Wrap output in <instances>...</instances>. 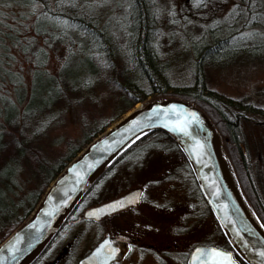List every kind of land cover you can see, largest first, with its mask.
Wrapping results in <instances>:
<instances>
[{"label":"rangeland","instance_id":"374dc122","mask_svg":"<svg viewBox=\"0 0 264 264\" xmlns=\"http://www.w3.org/2000/svg\"><path fill=\"white\" fill-rule=\"evenodd\" d=\"M158 2L161 6L156 5L154 8L158 16L156 25L160 27L152 35L155 38L152 46L158 56L163 59L169 56L171 60L167 69L170 83L188 86L193 82V73L196 72L193 71L196 59L193 60V45L200 44L195 40V35L206 30L209 24L223 22L239 0H158ZM124 5V0H98L86 3L82 8L91 11L93 18L97 19V25L102 26L105 22H109V25L123 23L127 15ZM29 11V7L16 3L0 6L2 27L8 30L7 24L9 27L17 26L20 37H27L30 30L26 28L33 18ZM168 17L173 22V27L166 21ZM241 19L243 21L245 17L237 21L238 25ZM251 20H255V24L246 26L241 34L256 33L252 35L255 41L250 42L253 49L247 51L252 55L233 60L224 66L212 67L206 70L205 77L207 88L229 97L238 104H244L243 109L238 108L242 112V117L238 120L236 131L240 151L235 150L231 141L228 146L224 144L222 148L243 194L258 216L253 207L258 206L256 197L264 207V10L260 7L255 9ZM227 23L229 21L219 25L227 26ZM168 34L172 39L171 43L166 45ZM117 39L119 38L116 36L118 43L120 40ZM119 45L123 46V43L120 42ZM4 51L1 63L3 68L19 72L27 84L32 64L13 46H8ZM66 55L67 45L58 44L57 47H52L45 68L50 73L58 71ZM2 71L4 72L1 68ZM108 77H112L111 72H104L102 79L78 103L74 102L67 108L61 107L60 120H57L46 134L37 137L32 146L33 153L26 154L14 172L15 180L11 186L17 195L41 185L40 178L35 175L37 165L42 159L40 154L47 161L52 160L53 156L63 151L67 144L81 137L83 120L99 117L100 114H103L105 120L116 114L119 109L117 102L119 91L111 86V81H106ZM0 83L2 85L0 95L12 93L13 84L8 79ZM140 84L146 88L145 83ZM234 112L237 111L234 110L231 115H234ZM164 143L169 145L162 144L164 146L160 149H149L150 147L145 149L146 147L141 145L140 149L132 151L120 161L113 174L88 194L84 207L77 214L78 219H74V222L63 228L47 246L40 259L31 264H76L105 232L134 237L137 236L135 230L140 228L152 234L149 237L138 238L139 242H136L138 246L139 243H148V238L158 239V236L161 237L165 232V246L152 241L157 245L154 248L156 251L165 249V263L149 251L132 249L117 264H186L191 249L196 245L230 250L202 198L185 159L177 153L172 142L164 139ZM138 186L143 188L148 201L141 213H137V220L130 217L131 212H137L132 210L112 215L107 222L90 221L82 217L88 207Z\"/></svg>","mask_w":264,"mask_h":264},{"label":"trees","instance_id":"16d2710c","mask_svg":"<svg viewBox=\"0 0 264 264\" xmlns=\"http://www.w3.org/2000/svg\"><path fill=\"white\" fill-rule=\"evenodd\" d=\"M97 1L0 0V6L16 3L29 7L28 13L33 17L26 28L30 30L27 37H20L17 26L9 27L7 24L8 30H5L0 22V82L8 79L13 84L11 94L8 92V95H0V242L27 217L49 183L67 162L92 138L132 109L136 102L167 96L189 100L209 116L219 135L223 137V145L228 146L231 141L235 150L240 151L236 131L238 120L242 117L238 108L243 109L244 104H238L229 97L207 88L205 74L206 70L212 67L224 66L233 60L252 55L248 52L253 49L250 42L255 41L252 35L256 33H241L246 26L255 24L256 21H252L251 17L255 9L260 7L264 10V0H239L224 19L229 21L227 26L219 25L224 21L209 24L206 30L195 35V40L200 44L193 45V60L196 58L193 71L196 72L193 73V82L188 86L170 83L167 69L171 60L169 56L165 59L158 56L152 46L155 40L152 35L160 27L156 25L158 16L154 8L156 5L161 6L158 0H124V11L127 15L123 23L109 25V22H105L102 26L97 25V19L93 18L91 11L82 8L86 3ZM242 17H245V20L241 19L238 25L237 21ZM166 21L171 27L174 26L169 17ZM116 36L119 38L117 40H120L118 43ZM169 36L170 34L166 36V45L171 43L172 37ZM120 42L123 46L119 45ZM58 44L67 45V55L59 70L50 73L45 68L48 53ZM8 46L20 50L26 61L32 64L27 84L19 72L5 70L1 64L4 50L8 49ZM1 68L4 72H1ZM104 72H111L112 77H108L106 81H111V86L119 91V109L116 114L105 120L103 114L83 120L81 137L67 144L52 160L47 161L39 153L42 159H38L40 163L35 175L40 178L41 185L17 195L12 189L14 172L22 158L28 153H33L34 141L51 130L52 125L60 120L61 107L67 108L74 102L78 103L102 79ZM140 82L145 83L146 88ZM234 110L237 112L231 115ZM164 139L172 142L177 153L186 161L182 151L165 132H148L124 150L96 179L55 236L69 223L74 222V219H78L77 214L84 207L88 194L113 174L120 161L132 151L140 149L141 145L145 146V149H160L164 146L162 144H165ZM207 208L211 213L208 206ZM216 225L223 235L217 222ZM227 245L230 247L228 242ZM45 249L32 263L40 259ZM234 255L241 264H245L238 255Z\"/></svg>","mask_w":264,"mask_h":264},{"label":"water","instance_id":"95a60500","mask_svg":"<svg viewBox=\"0 0 264 264\" xmlns=\"http://www.w3.org/2000/svg\"><path fill=\"white\" fill-rule=\"evenodd\" d=\"M153 130L165 132L180 148L205 202L232 248L196 245L186 264H239L233 252L246 264H264V225L235 178L223 152L221 136L204 110L176 96L136 102L71 158L27 217L0 242V264L34 262L96 179L132 143ZM219 151L228 163L237 188L225 174ZM139 198L140 190L131 189L88 207L82 216L97 220L136 204ZM126 249L121 237L106 236L77 264H112Z\"/></svg>","mask_w":264,"mask_h":264},{"label":"flooded vegetation","instance_id":"af4514ba","mask_svg":"<svg viewBox=\"0 0 264 264\" xmlns=\"http://www.w3.org/2000/svg\"><path fill=\"white\" fill-rule=\"evenodd\" d=\"M137 188L140 190V198H139V201L136 204L129 205V206H127V207H125L123 209H120V210H118L116 212H113L111 214H108V215H105L103 217H100L97 220H90V221H99V222H105L106 221L107 222L109 217H111L112 215L121 214L123 211H126V210L137 211V212H131L132 216H130V217H133V219L135 218L137 220V217H138L137 213H141V211L145 207L144 205L146 204V201H148V200H146V195L144 194L143 188L141 186H138ZM256 200L258 202V206H256V207L253 206V207L256 210V212H257L259 218L261 219V221L264 223V207L258 201L257 197H256ZM105 201H107V200H105ZM105 201H103V202H105ZM258 208L260 209V212H258ZM135 231H137V236H134V237L127 236V235H124L122 233H112L111 234L110 232H105L104 236L102 238H100L98 240V242L96 244H94L83 256L88 254L104 237H106V236H109V237H121L123 242H124V244L126 245L127 249L125 250L124 254H122L120 257H118L112 264H117L118 262H120L123 258H125L126 255H128V253L132 249H136V250H139V251H142V252H148L149 251V252H151V254L156 255L157 257H159L165 263V249H163L160 252H158V251H156V249H154L157 246L155 244H158V243H161L162 246H165V232H163V235L161 237L158 236V239L148 238V241H147L148 243H145V244L144 243H139L140 245L138 246L137 243L139 242V239H141V236L149 237L150 234H152V233L149 232V231H144L142 228H140V230H135ZM58 234L55 236V238L58 236ZM53 240L51 242H53ZM152 241L155 244L152 243ZM149 242L152 243L153 245L149 244ZM83 256H81V257H83ZM76 264H77V262H76Z\"/></svg>","mask_w":264,"mask_h":264},{"label":"bare ground","instance_id":"6f19581e","mask_svg":"<svg viewBox=\"0 0 264 264\" xmlns=\"http://www.w3.org/2000/svg\"><path fill=\"white\" fill-rule=\"evenodd\" d=\"M219 158H220V161H221L222 167H223V169H224V171H225V174H226V175L230 178V180L233 182L234 187L237 188V185H236L235 180H234V178H233V174H232V172H231V170H230V168H229V166H228V163H227V161H226L224 155H223L222 152H220V151H219Z\"/></svg>","mask_w":264,"mask_h":264},{"label":"snow or ice","instance_id":"6c2138e0","mask_svg":"<svg viewBox=\"0 0 264 264\" xmlns=\"http://www.w3.org/2000/svg\"><path fill=\"white\" fill-rule=\"evenodd\" d=\"M120 206H123V205L121 204ZM113 210H116L115 207H113ZM217 255H221V254L217 253Z\"/></svg>","mask_w":264,"mask_h":264}]
</instances>
